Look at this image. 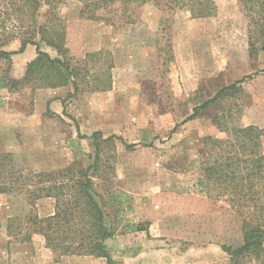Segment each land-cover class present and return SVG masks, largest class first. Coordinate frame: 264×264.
I'll return each instance as SVG.
<instances>
[{
    "label": "rangeland",
    "instance_id": "374dc122",
    "mask_svg": "<svg viewBox=\"0 0 264 264\" xmlns=\"http://www.w3.org/2000/svg\"><path fill=\"white\" fill-rule=\"evenodd\" d=\"M214 1L215 16L196 19L154 0L130 25L120 21L119 11V18L100 12L111 23L81 19L86 0H67L60 16L70 55L83 60L87 52H102L95 74L112 60L111 89L75 97L72 86L0 89V150L13 155L24 175L65 172L67 184L72 172L93 164L91 137L103 134L94 186L115 231L106 243L114 264H230L222 248L244 244L245 213L227 199L201 194L198 183L211 160L207 138L224 140L234 127L264 129V51L249 58L248 21L237 0ZM48 16L43 7L41 24ZM19 47L14 42L7 50ZM14 57L0 62V76L8 71L12 77ZM236 83L235 93L192 118L196 108ZM113 136L134 149L105 141ZM32 202L25 193L0 195V264H108L54 253L41 234L30 242L7 235L8 219H21L17 226L25 233L32 232L29 216L54 215V198ZM243 264H264V256Z\"/></svg>",
    "mask_w": 264,
    "mask_h": 264
},
{
    "label": "trees",
    "instance_id": "16d2710c",
    "mask_svg": "<svg viewBox=\"0 0 264 264\" xmlns=\"http://www.w3.org/2000/svg\"><path fill=\"white\" fill-rule=\"evenodd\" d=\"M66 1L0 0V62H11L14 55L22 54L29 45L35 47L37 55L27 65L22 79H12L8 71L4 72L0 76V89L14 91L28 85H34L35 89L72 86L74 93L71 97L84 92H106L111 89L112 60L103 74H95L96 63L102 52L86 54L83 60L70 55L66 46V23L60 16V8ZM90 1L86 0L80 11L81 19L111 23L113 18H104L100 12L119 18L116 15L119 11L120 21L130 25L137 22L136 13L141 7L154 2ZM163 1L170 7L189 11L192 18L196 19L212 18L217 12L214 0ZM237 3L248 21L249 58L255 60L264 51V0H237ZM43 7L49 9V16L41 24ZM14 42L20 43L19 49L7 50ZM43 45L57 56L45 52ZM104 75L107 77L103 79ZM238 83L222 89L213 99L196 108L192 118L220 98L235 93ZM228 133L224 140L206 139V146L211 147V151L208 149L211 160L203 168L204 177L199 180L198 188L203 195L213 193L216 200L227 199L225 201L232 208L245 213L243 246L238 249L222 248L230 256V264H243L245 260H260L264 256V129L256 126L234 127ZM91 138L95 143L96 154L93 164L76 173L70 172L73 178L67 184L65 172L24 175L17 169L13 155L0 150V195L25 193L31 205L32 201L41 198L56 200L54 215L46 218L31 215L27 218L32 232H22V225L17 226L21 219H8L7 235L23 237V242H30L33 234H41L45 238L46 248L61 256H92L114 264L106 243L115 237V231L107 223L104 206L98 200L100 196L94 186V177L100 168V141L103 140V134L96 132ZM114 139L120 140L127 150L135 147L114 136L105 141Z\"/></svg>",
    "mask_w": 264,
    "mask_h": 264
},
{
    "label": "crops",
    "instance_id": "0c3cea01",
    "mask_svg": "<svg viewBox=\"0 0 264 264\" xmlns=\"http://www.w3.org/2000/svg\"><path fill=\"white\" fill-rule=\"evenodd\" d=\"M83 23H85V22H83ZM139 47L144 52L143 54L145 55L147 52L146 51L147 49L142 48L141 46H139ZM103 48L108 49L109 47H106V48L102 47L99 49H103ZM99 51H101V50H99ZM89 53H91V52H87L84 55L86 56V54H89ZM36 57H37L36 49L34 46H31V45L27 46V48L25 49V51L22 54L15 55V57L13 58V65H12V69H11V75L13 78L11 76H10V78L22 79L25 75L27 65L31 61H33Z\"/></svg>",
    "mask_w": 264,
    "mask_h": 264
}]
</instances>
